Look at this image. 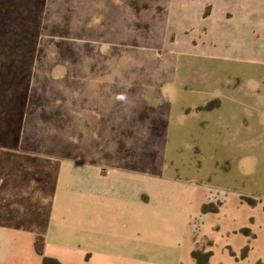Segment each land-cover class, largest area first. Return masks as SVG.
Returning a JSON list of instances; mask_svg holds the SVG:
<instances>
[{
  "label": "rangeland",
  "instance_id": "rangeland-1",
  "mask_svg": "<svg viewBox=\"0 0 264 264\" xmlns=\"http://www.w3.org/2000/svg\"><path fill=\"white\" fill-rule=\"evenodd\" d=\"M243 7L45 1L19 149L0 148V264H42L38 236L94 232L127 240L128 255L142 247L144 264H195V250L264 264V55L216 35Z\"/></svg>",
  "mask_w": 264,
  "mask_h": 264
},
{
  "label": "trees",
  "instance_id": "trees-1",
  "mask_svg": "<svg viewBox=\"0 0 264 264\" xmlns=\"http://www.w3.org/2000/svg\"><path fill=\"white\" fill-rule=\"evenodd\" d=\"M45 1L0 0V148L19 149L27 108L17 99L26 94L31 100L29 88L34 77L37 45L35 48L31 46H35L33 41H37L41 32ZM42 116L45 117L44 114ZM203 210L218 211L209 205H205ZM41 240L38 238L36 242V251L43 257L42 264H63L43 256ZM211 257L212 253L201 250L192 252L195 264H210Z\"/></svg>",
  "mask_w": 264,
  "mask_h": 264
},
{
  "label": "crops",
  "instance_id": "crops-1",
  "mask_svg": "<svg viewBox=\"0 0 264 264\" xmlns=\"http://www.w3.org/2000/svg\"><path fill=\"white\" fill-rule=\"evenodd\" d=\"M239 5L244 6L240 9V13L228 18L229 16L224 13L218 18L216 23V35L223 39L222 43H233V46L239 47L237 50H243L248 55H264V42L262 43L261 37L264 35V10L262 14H257L255 8H252V3L255 0H236ZM264 1V0H263ZM182 6L180 2L177 6ZM212 15L209 16V20ZM259 33V37L256 38V33ZM226 39V40H224ZM242 47V48H240ZM257 54V55H258ZM5 149V148H3ZM10 150V149H9ZM91 198L100 199H122L125 193L117 190L99 191L93 190L90 192ZM105 204L106 202L103 201ZM108 204L109 201H107ZM121 203V201H120ZM119 203V204H120ZM109 209L111 206H108ZM95 237L89 238L87 241L74 242V241H60L57 235L54 237L46 235V237L38 236L45 240L44 257L57 259L63 264H77L75 262H69L64 256L57 252H48V247L54 246L56 248H67L75 252L76 259L81 261V264H94L95 260H116L126 261L130 264H144L145 257L149 254H144V249L140 246L131 248L130 255L127 254L128 241H123L122 238H117L114 235L108 233L97 232ZM79 264V263H78Z\"/></svg>",
  "mask_w": 264,
  "mask_h": 264
}]
</instances>
